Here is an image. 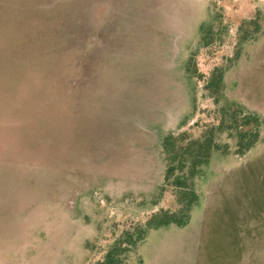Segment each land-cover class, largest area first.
<instances>
[{"label":"rangeland","instance_id":"obj_1","mask_svg":"<svg viewBox=\"0 0 264 264\" xmlns=\"http://www.w3.org/2000/svg\"><path fill=\"white\" fill-rule=\"evenodd\" d=\"M234 101L262 119L257 144L217 133L229 150L189 178V223L124 264H264V0H0V264H97L176 210L163 138L227 126Z\"/></svg>","mask_w":264,"mask_h":264},{"label":"trees","instance_id":"obj_2","mask_svg":"<svg viewBox=\"0 0 264 264\" xmlns=\"http://www.w3.org/2000/svg\"><path fill=\"white\" fill-rule=\"evenodd\" d=\"M244 24L245 22L242 23L241 29ZM211 32V26L202 29L205 46L211 42L209 39ZM223 74L224 68L217 67L207 82L216 102L220 101L218 94L223 86ZM228 110H230V122L227 126L220 121L216 126L209 127L200 137H191L189 132L184 130L178 134L171 132L163 138L162 151L166 161L164 181L174 187L178 202L176 210L161 208L154 211L144 223H132L130 228L125 229L115 238L97 264H124L129 253L144 241L150 229L169 224L186 226L189 223L191 210L198 201V193L189 182V178H194L202 171V168L209 163L214 150L223 149L226 153L229 150L216 140L217 133L226 130L235 135L236 154L243 155L257 144L261 136L262 119L252 111H244L235 101L223 106L221 113L225 114ZM177 171L182 173L177 174Z\"/></svg>","mask_w":264,"mask_h":264}]
</instances>
